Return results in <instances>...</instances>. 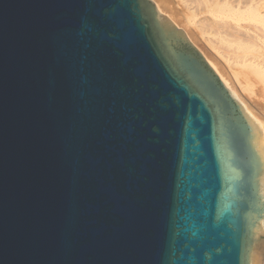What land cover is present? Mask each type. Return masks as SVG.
Returning a JSON list of instances; mask_svg holds the SVG:
<instances>
[{
  "label": "water",
  "instance_id": "1",
  "mask_svg": "<svg viewBox=\"0 0 264 264\" xmlns=\"http://www.w3.org/2000/svg\"><path fill=\"white\" fill-rule=\"evenodd\" d=\"M259 124L151 0H0V264H262Z\"/></svg>",
  "mask_w": 264,
  "mask_h": 264
},
{
  "label": "bare ground",
  "instance_id": "2",
  "mask_svg": "<svg viewBox=\"0 0 264 264\" xmlns=\"http://www.w3.org/2000/svg\"><path fill=\"white\" fill-rule=\"evenodd\" d=\"M233 1L236 2L233 3ZM178 2V4L181 5V1ZM182 4L186 6H183L185 10L188 8V10L191 11L192 17H195L198 12L208 13V15H210L208 16L209 18L207 17V15H204L202 19L197 18L198 21L195 19L196 17L192 18L191 23L192 26L194 25V28L198 27L201 30L209 27H213V30H215L214 28H216L215 33L218 34L219 37L217 38L218 41H216L219 42V44L214 41L215 44H213L212 48V37L208 36L206 38V40L211 43L210 47L212 50L216 51L220 56L224 57L225 60H227V63L233 62L230 66H233V64L235 63L238 66H236L237 68H241V70L246 69L244 73L242 72V75H244V77L247 76L248 72H251L253 75L260 78L264 84V25L259 26L254 23L252 25V23L245 24L242 23L243 21L241 22L242 19L250 18L253 20V22L256 21L257 23L258 21V23H264V0H185L182 2ZM188 10L186 12H188ZM245 14H247V16ZM245 16L247 18H245ZM187 19L189 20V17ZM252 20L249 21L252 22ZM207 30L210 31L209 33L213 31L210 29ZM201 33L202 31L199 34L206 35ZM213 35L215 34H212V36ZM209 43L207 44L209 45ZM216 44H222L223 48L225 47V50L228 48V50H231H226L228 53H225L223 52L224 50L221 49V45L216 46ZM214 48H216L217 50ZM220 49L223 51L221 52ZM207 57L209 56L207 55ZM207 60L212 69L224 82V84L230 87L229 79L223 74L220 67L209 58H207ZM236 73L235 75H237ZM236 97L238 98V96ZM240 105L244 108L248 115L259 124L264 146L263 123L250 109H248V107L244 105V103H240Z\"/></svg>",
  "mask_w": 264,
  "mask_h": 264
},
{
  "label": "rangeland",
  "instance_id": "3",
  "mask_svg": "<svg viewBox=\"0 0 264 264\" xmlns=\"http://www.w3.org/2000/svg\"><path fill=\"white\" fill-rule=\"evenodd\" d=\"M151 1L154 2L156 9L159 13H163L165 16L169 17V19L173 22V24L177 28L182 29V31L187 36L189 41L193 44V46L200 53V55L203 57V59L206 61V63L208 65H210V64H209L207 58L212 60L214 63H216L220 67L223 74L229 79L230 87L226 86V84H224V82L221 79L220 80L223 82L224 86L228 89L230 94L238 101L239 104L244 103V105L246 107H248V109H250L260 119V121L264 125V84H263L262 80L260 78H258L257 76L253 75L251 72H248L247 76L244 77V75H242V72L244 73V71H246V69L241 70V68H237L238 66L235 63L233 64V66H230V65H232L233 62L227 63V60H225L224 57L220 56L219 53H217L216 51L211 49V47L213 48V44H215L214 41H216L217 38H219L218 34L215 33L216 28H214L215 30H213L212 29L213 27L210 28L208 26L209 28H206V29L203 28L204 30H201L198 27H197L198 29L196 27L194 28L193 27L194 25L192 26V23H191L192 18L196 17L195 19L198 21L197 18L202 19L204 15H207V17L210 15H208V13L198 12V14L195 17H192L191 11H189L188 8L186 10L183 8L184 3L182 4V2L185 0H151ZM178 1H181L180 2L181 5L178 4L179 3ZM235 2L236 1H233V3H235ZM184 7H186V6H184ZM187 10H188V12H186ZM186 13H188V14H186ZM245 15L247 16V14H245ZM187 16L189 17V20L187 19L188 18ZM246 16H245V18H247ZM249 20H252V19H250V18L242 19L241 22L243 21L242 23H245V24H247V23L251 24L252 23V25L254 23V24H257L259 26L264 25V23H261V22L258 23V21L256 23V21L253 22V20H252V22H251ZM207 29H210L213 31L211 33H209L210 31ZM198 31H200V32L202 31V33L206 34L207 36L206 35H200L199 34L200 32H198ZM207 33H209L211 35H209ZM212 34H215V35L212 36ZM208 36L212 37L211 38V41H212L211 47H210L211 43H209L206 40V38ZM213 39H215V40H213ZM217 41H216V43L219 44V42H217ZM206 42L209 43V45ZM217 44H216V46L221 45L222 48L221 47H219V48L224 50L223 51L220 49L221 52L223 51L225 53H228L226 50H228L229 48L225 50V47L223 48L222 44H220V45H217ZM214 49H216V48H214ZM230 50H228V51H230ZM205 55H206V57H205ZM207 55L209 57H207ZM239 70H240V73H239ZM235 73L237 75H235ZM235 95L238 96V98ZM262 264H264V259L262 261Z\"/></svg>",
  "mask_w": 264,
  "mask_h": 264
}]
</instances>
